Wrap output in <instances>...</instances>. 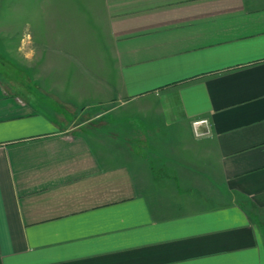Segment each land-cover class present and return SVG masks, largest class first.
Here are the masks:
<instances>
[{
  "label": "crops",
  "instance_id": "crops-1",
  "mask_svg": "<svg viewBox=\"0 0 264 264\" xmlns=\"http://www.w3.org/2000/svg\"><path fill=\"white\" fill-rule=\"evenodd\" d=\"M0 264H264V0H0Z\"/></svg>",
  "mask_w": 264,
  "mask_h": 264
},
{
  "label": "rangeland",
  "instance_id": "rangeland-1",
  "mask_svg": "<svg viewBox=\"0 0 264 264\" xmlns=\"http://www.w3.org/2000/svg\"><path fill=\"white\" fill-rule=\"evenodd\" d=\"M82 118H85V117L83 116ZM78 120H80V118Z\"/></svg>",
  "mask_w": 264,
  "mask_h": 264
}]
</instances>
